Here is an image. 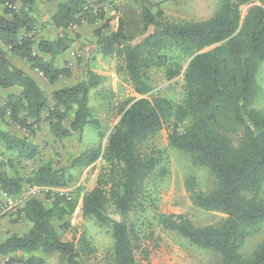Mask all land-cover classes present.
I'll use <instances>...</instances> for the list:
<instances>
[{"label": "trees", "instance_id": "obj_1", "mask_svg": "<svg viewBox=\"0 0 264 264\" xmlns=\"http://www.w3.org/2000/svg\"><path fill=\"white\" fill-rule=\"evenodd\" d=\"M134 1L140 7L141 40L134 41L122 19L115 31H108V20L95 31L97 53L119 59L133 93L142 98L118 105L119 119L104 147L106 136L100 132L95 147L72 159L71 167L86 168L98 160L104 163L96 185L82 197V216L110 231L111 264H137L126 218L137 207L146 180L157 170L160 177L166 174L159 168L163 153L152 150L143 155L140 146L166 129L168 146L188 154L193 166L206 167L215 178V188L208 193L196 191L193 177L187 178L190 202L225 218L217 225L196 227L183 215L159 214L158 224L217 253L222 264H264V243L249 257L240 253L246 238L264 223V110L254 107L260 94L256 74L264 61V0H220L209 18L197 22H170L152 12L150 0ZM108 2H59L47 17L56 36L46 39L37 37L41 13L36 0H0V91H8L0 118L6 117L12 127L31 136L44 121L56 141L80 135L88 125L98 127L88 100L90 92L101 86L102 77L85 71L82 81L53 91L49 102L37 82L10 58L23 61L54 86L71 74L69 67L54 63L75 41L67 30L82 20L94 24L103 19L102 6ZM89 4L99 6L97 14L84 9ZM247 5L251 7L242 18L241 7ZM182 62H187L184 69ZM152 69H163L168 80L182 75L179 103L144 97L153 89ZM0 145L27 160L37 154L27 137L1 130ZM65 175V168L44 163L24 181L9 176L0 163V197L19 196L24 184L48 189L65 186ZM44 198L50 207L29 199L20 209L19 215L31 227L25 234L0 241V258H6L0 264H45L36 256L38 252L58 254L66 264H82V256L95 253L84 235L77 243L63 241L52 224L55 220L62 223V230L69 229L65 219L76 204L51 190ZM109 205L119 220L111 218Z\"/></svg>", "mask_w": 264, "mask_h": 264}, {"label": "rangeland", "instance_id": "obj_2", "mask_svg": "<svg viewBox=\"0 0 264 264\" xmlns=\"http://www.w3.org/2000/svg\"><path fill=\"white\" fill-rule=\"evenodd\" d=\"M64 0H36V8L41 13L38 16L37 37L54 39L56 31L47 22L49 14L55 11L57 4ZM220 0H150L152 12L161 13L162 18L170 22L189 21L197 22L209 18L216 10ZM251 5L241 7L243 18ZM91 13L97 14L99 6L86 5ZM104 18L98 19L94 24L82 20L79 25H74L67 32L75 38L69 51L57 57L54 63L58 67H69L70 76L61 78L54 86L49 85L44 77L37 71L31 70L27 64L16 58L10 62L24 70L31 76L42 89L44 96L50 101L53 91L70 87L84 79L85 71H93L102 77L100 87L90 92L88 106L91 116L98 123V127L88 125L80 135L73 134L63 141H56L48 131L47 123L42 121L39 130L33 136L25 131L12 127L7 118H0V130L20 138L27 137L36 147L37 154L27 160L18 157L16 152H6L0 145V163L4 171L11 177H19L24 181L42 164L50 163L55 169L65 168L66 184L59 188L48 189L44 187L24 184L22 192L17 197H0V241L12 234H25L31 227L19 215L20 209L29 199H38L48 208L49 201L44 198L48 191L63 194L73 201L76 206L65 221L69 222V229L62 230V223L53 221L55 230L61 239L77 243L81 235L88 240L90 247L95 249L91 256H82V264H111L112 238L110 231L98 226L93 219L84 218L81 213L82 197L96 185V180L104 165L98 160L89 167H71V161L78 154L93 148L99 142L100 132L105 134L102 147L106 138L119 116L117 107L122 102L132 98H142L133 93L126 74L121 70V61L114 56H102L96 50L95 31L108 20V31H115L118 20L124 22L126 32L135 37V42L141 40L142 23L139 4L134 0H109L102 6ZM0 15L3 7L0 6ZM154 29L150 28V32ZM187 62H182L183 69ZM152 91L144 97H162L173 103H179L183 98L182 75L168 80L163 69H152L149 72ZM257 86L260 94L255 100L254 107L264 110V61L259 64L256 74ZM8 91H0V107ZM45 117V114L43 118ZM152 150L163 153L159 168L166 171L162 177L157 170L145 182V191L140 196L137 207L129 213L126 223L130 229L134 246V256L137 264H222L221 257L209 249H203L191 244L181 235L168 231L160 226L156 220L157 215H183L196 227L217 225L223 222L225 216L218 212L205 211L194 206L189 200L185 180L193 177L195 190L208 193L215 188V178L203 166H193L188 154L170 148L167 142V130H161L152 139L140 146L141 154H149ZM13 201L12 208H6L7 200ZM111 218L119 220L113 206H108ZM264 243V223L259 231L246 238L240 253L249 257L256 247ZM45 264H66L59 259L58 254L45 255L36 253ZM6 258H0V262Z\"/></svg>", "mask_w": 264, "mask_h": 264}, {"label": "built area", "instance_id": "obj_3", "mask_svg": "<svg viewBox=\"0 0 264 264\" xmlns=\"http://www.w3.org/2000/svg\"><path fill=\"white\" fill-rule=\"evenodd\" d=\"M12 207H13V201L11 199L7 200L6 208H12Z\"/></svg>", "mask_w": 264, "mask_h": 264}]
</instances>
